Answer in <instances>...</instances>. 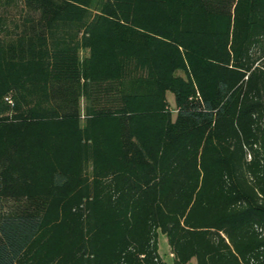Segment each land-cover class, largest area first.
I'll list each match as a JSON object with an SVG mask.
<instances>
[{
	"label": "trees",
	"instance_id": "1",
	"mask_svg": "<svg viewBox=\"0 0 264 264\" xmlns=\"http://www.w3.org/2000/svg\"><path fill=\"white\" fill-rule=\"evenodd\" d=\"M157 231L264 264V0H0V264H164Z\"/></svg>",
	"mask_w": 264,
	"mask_h": 264
},
{
	"label": "rangeland",
	"instance_id": "2",
	"mask_svg": "<svg viewBox=\"0 0 264 264\" xmlns=\"http://www.w3.org/2000/svg\"><path fill=\"white\" fill-rule=\"evenodd\" d=\"M167 100H168V109L171 112L172 116H175V108H174V102H173V95L172 93H167ZM156 242H157V251L164 262V264H173V258L172 255L169 252V245H168V239L167 236L159 231H157L156 235ZM188 264H195L194 260H191Z\"/></svg>",
	"mask_w": 264,
	"mask_h": 264
}]
</instances>
